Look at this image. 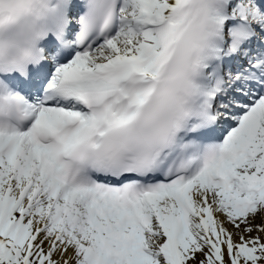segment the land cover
<instances>
[{"label":"snow or ice","instance_id":"obj_1","mask_svg":"<svg viewBox=\"0 0 264 264\" xmlns=\"http://www.w3.org/2000/svg\"><path fill=\"white\" fill-rule=\"evenodd\" d=\"M0 264H264V0H0Z\"/></svg>","mask_w":264,"mask_h":264}]
</instances>
